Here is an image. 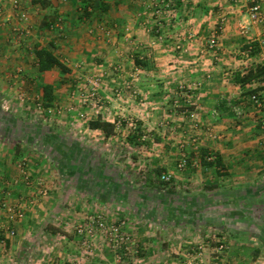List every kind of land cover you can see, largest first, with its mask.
Returning <instances> with one entry per match:
<instances>
[{
  "label": "crops",
  "instance_id": "obj_1",
  "mask_svg": "<svg viewBox=\"0 0 264 264\" xmlns=\"http://www.w3.org/2000/svg\"><path fill=\"white\" fill-rule=\"evenodd\" d=\"M12 1L0 0V102L15 95L20 86L25 89L26 81L39 75L42 84L53 86L54 103L70 105L67 96L59 95L47 78L61 71H38L34 52L43 47L69 69L63 74L68 78L76 74L84 80L100 81L97 100L86 107L102 111L128 108L126 112H132L131 117L149 129L157 124L166 127L158 136L166 141L167 151L156 167L161 175H171L170 188L152 190L155 178L151 177L145 185L163 201L155 211L159 218L163 216L164 228L146 236L139 233L133 264H180L186 259L187 235L199 234L200 229L203 237L205 231L215 229L211 227L221 228L216 236L228 237L223 264H264V134L259 135L264 91L260 108L246 110L238 122L229 103L231 98L233 105L237 103L242 92L234 76L264 65V0H249L252 3L247 7L227 3L229 0H180L178 8L171 0H50L48 8L20 0L25 21L12 9ZM158 4L162 25L168 30L160 41H156L151 24V15L156 13L153 5ZM256 4L260 16L250 20V10ZM243 23L245 34L240 30ZM174 42L189 51H172ZM252 43H258L259 52L248 55L243 48ZM145 46L149 53L143 51V55L140 49ZM136 56L147 60L149 66L136 67ZM15 70L23 81L18 87L14 86ZM257 85L252 82L247 87ZM90 114L91 119L99 117L96 111ZM2 115L0 110V264H73L82 248L68 235L66 222L59 216L60 200H44L38 195L35 180L46 165L38 159L41 152L27 151L28 143L43 146L49 135L45 138L39 132L34 137L30 133L28 141L27 122ZM48 142L49 151L60 150L57 141ZM177 145L184 147L190 162L198 160L196 171L176 169L177 158H171L170 149ZM205 154L211 156L207 160L218 157L222 168L204 167L201 157ZM24 173L30 179H25ZM58 180L59 176L56 182L48 180V186H58ZM196 186L202 190L190 192ZM182 188L186 190L181 192ZM9 209L22 211V216L9 221ZM135 210L139 214L142 208L137 205ZM213 247L208 244L203 249L200 264L213 263ZM108 250L96 247L88 264H115ZM77 263L84 261L77 259Z\"/></svg>",
  "mask_w": 264,
  "mask_h": 264
},
{
  "label": "rangeland",
  "instance_id": "obj_2",
  "mask_svg": "<svg viewBox=\"0 0 264 264\" xmlns=\"http://www.w3.org/2000/svg\"><path fill=\"white\" fill-rule=\"evenodd\" d=\"M146 2L154 3L153 0H146ZM175 2V0H171L170 4L173 6ZM182 2L188 3V0H183ZM227 3L245 4L247 7L251 6L252 2L249 0H229ZM153 7L156 13L154 12L151 15L152 33L157 37L156 41H160L166 35V32L168 33V30H165L162 25L160 4L157 6L153 5ZM174 19L175 17L172 18V20ZM242 28L244 32L247 31L246 24L243 23ZM242 28H240L242 34H245ZM172 48V51H178L182 54L185 49L188 50L187 47L185 48V46L175 42ZM140 50L143 53V51L148 52L149 49L148 46H145ZM188 62H191L190 56ZM190 65L188 63L189 67ZM14 73L16 75L13 77L14 86L22 84L20 71L15 70ZM63 74V72L50 73L47 78L56 85V91L59 95L67 96V99L71 101L70 105L64 106L56 102L51 108H44L40 104L41 98L39 96L43 76L38 75L33 77L32 81L27 80L25 89L20 86L21 90H17L15 95L7 97L5 102L1 99L0 110L4 113L2 117L13 116L26 121L27 131L25 133L27 135L33 133L31 135L35 137L39 132L45 138L49 135L46 138L48 140L43 142L45 144L43 146L40 143L39 145L34 144L35 142H32L33 144L31 145L28 143L29 148H27V151L31 153L30 150L35 149V151L41 152L38 159L44 160L43 163L46 165L44 172H41L35 180V187L38 190V195L44 200L49 198L60 200L61 214L59 216L61 220H65L64 223L66 222L65 226L69 233L68 235L73 237L77 243L76 245L82 248L80 256L84 264H88L91 257H94L93 250L96 247L98 250L103 249V247L108 248L115 264H133V260L135 261L139 251V233L141 232L146 236L151 231H155V229L160 231L164 228L162 223L163 216L159 218V211H155L156 206H160L163 201H161V198L158 200V197H154L153 193L155 192L151 191V188L152 190L155 189V191L170 188L169 185H159L158 177L161 174L157 176L159 168L156 167L160 159H165L163 153L167 151L164 146L166 141L162 139L163 137L160 139L158 133H161L160 136H162L166 127L157 124L156 126L151 125L152 129H149L147 125L141 123V120L137 122V118L131 117L133 115L132 112H126L128 108L123 111H118L116 108L102 111L99 107H86L88 103L97 100L101 89L100 85L94 98L89 97L88 94L92 87L90 81L94 79L86 78L84 80L76 74H74L75 76L72 74L68 78L67 75ZM98 83L100 84V81ZM85 99L88 100L86 104L83 102ZM229 103L232 105L234 120H242L245 116L242 113L243 110L241 111L237 105L234 106L232 104V98ZM255 106L259 109L261 105L256 103ZM95 111L99 113L98 116L104 117V121H115V130L111 136L106 137L101 131H91L88 128V122L92 118L90 113H95ZM100 112H103V115ZM260 118L263 121L260 124L263 128L259 130V135H263L264 112L263 115H260ZM153 129L156 130L154 135L152 133L154 132ZM27 137H29L27 139L29 141L31 136L28 135ZM262 140H264V137ZM54 141H57L58 145L60 144L59 151L48 150L47 142L53 143ZM40 142L42 143V141ZM182 149L184 147H179V145L170 149L173 155L171 158H177L175 160L177 163L176 169L180 172H185L189 167L191 171H196L198 169L196 168L198 160L190 162ZM184 161V166L179 169V164ZM49 169H52V171H48ZM198 172H200L197 173L198 178H200L201 171L199 170ZM56 175L59 176V180L56 183L58 186H48V180L53 183L57 179ZM51 176L55 180H52ZM150 177L155 179L152 180V186L150 185L151 188L148 189L145 188V185ZM28 179H30L29 176ZM179 190L184 192L186 189L182 188ZM201 190L200 186H196L190 192L199 193ZM137 205L142 208L139 214L136 213L137 210L134 211V207ZM67 214L72 216L69 218L70 220L64 216ZM97 218L103 219L105 230L88 228L89 219L96 220ZM211 228L215 229L213 231L210 230L211 232L205 231L203 237L201 236L203 230L200 229L197 231L199 234L187 235L188 240L185 243L188 250H190L189 252L186 250V259L185 261L182 260L180 264H195L192 257L197 248L202 247L205 249L208 244L215 246L222 237L225 238L226 245L229 248L228 237L216 236L220 234L221 228ZM113 229H118V235L120 232V236L127 238V240L119 241L116 238L117 242H113V237L117 234ZM224 232H228L227 229ZM211 233H214V235ZM228 248L220 257L221 259L223 256L225 258ZM80 256L77 255V258L72 263L78 264L77 259L80 262ZM108 262H111V258L108 259ZM221 264L223 263L221 262Z\"/></svg>",
  "mask_w": 264,
  "mask_h": 264
},
{
  "label": "trees",
  "instance_id": "obj_3",
  "mask_svg": "<svg viewBox=\"0 0 264 264\" xmlns=\"http://www.w3.org/2000/svg\"><path fill=\"white\" fill-rule=\"evenodd\" d=\"M175 1H176L175 2L176 7L177 8L181 7L180 0H175ZM31 2L32 4H38L42 8H48L51 5L50 0H31ZM84 14L88 16L86 12H84ZM243 50L246 51L248 55H255L259 52L258 43H252L248 46H245ZM34 54L37 60L38 71L40 73L49 72L53 68H58L63 73H69V69L48 49L43 48V47L41 48L37 47L35 49ZM134 64L138 68H146L148 65V62L147 60H144V58L139 59L136 56L134 57ZM234 77H235L234 78L235 82L239 84V86L242 88L240 97L237 103L234 104V106L237 105V107L241 111L242 110L244 111V112L242 111L243 114L246 115L247 113L246 110L257 107L255 106L256 103L251 99L252 96H255L258 99L257 103H260V105H262L263 99L260 97V93L264 91V65L259 64L255 68L249 69L245 74L235 75ZM252 82H257L259 85L248 88L247 86L251 84ZM40 93H41V99H40L41 103L40 104L46 109L51 108L54 105V101H55L53 86L50 84H41ZM88 128L90 130L101 131L106 137H109L114 133L115 124L108 122V121H104L99 116L95 119L89 120ZM208 158H211L209 154H205L201 157V162L204 167H207V168L221 167L220 159L218 157L214 156L212 160H207ZM157 173H158L157 176H159L160 171H157ZM216 174L218 176H222L220 175V173L216 172ZM158 181H159V185L169 184V183L162 182L160 176L158 177Z\"/></svg>",
  "mask_w": 264,
  "mask_h": 264
},
{
  "label": "built area",
  "instance_id": "obj_4",
  "mask_svg": "<svg viewBox=\"0 0 264 264\" xmlns=\"http://www.w3.org/2000/svg\"><path fill=\"white\" fill-rule=\"evenodd\" d=\"M97 1H100V0H97ZM12 9L15 11V13L17 14L18 18L22 21H25L27 19L26 15L22 12L21 10V7H20V0H13L12 1ZM260 16V5L259 4H256L254 7L251 8L250 10V15H249V18L250 20H256L258 19V17ZM60 26V24H58V27ZM243 30V28H242ZM244 32V30H243ZM246 32V31H245ZM213 44V42L211 43ZM99 81L97 79H94L93 81H90V84H91V89L89 91V94L88 96L89 97H93L95 96L96 92H97V89L99 87ZM251 99L257 103V98L255 96H252ZM84 104H86L88 102L87 99H85L84 101ZM83 116V115H81ZM185 164V161L180 163L179 164V169H181ZM25 174V173H24ZM161 181L162 182H165V183H169L170 180H171V176L170 175H167V174H163L161 175ZM25 179L28 180V175L25 174ZM44 194V193H43ZM8 214H9V221H12L14 220L15 218H19L20 216H22V211L20 210H16V209H9L8 210ZM88 228L91 229V228H94L96 230H105V223L103 221L102 218H97L96 220H93V219H89V222H88ZM114 232H117V234H115V237H113V242H117V239L119 241H126L127 238H124L122 236H120V232H119V235H118V229H113ZM8 232L10 235H13L14 234V231L12 229H8ZM221 240L218 242L217 245H215L213 247V263L212 264H221V256L222 254L227 250V245H226V241H225V238H220ZM202 251H203V248L202 247H198L197 250L195 251V253L193 254V257L192 259H194V263L195 264H200V259H201V256H202Z\"/></svg>",
  "mask_w": 264,
  "mask_h": 264
}]
</instances>
